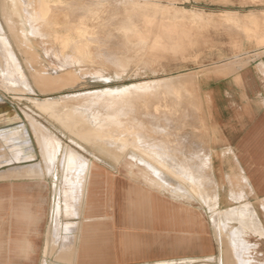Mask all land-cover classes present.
Here are the masks:
<instances>
[{
	"label": "bare ground",
	"instance_id": "bare-ground-1",
	"mask_svg": "<svg viewBox=\"0 0 264 264\" xmlns=\"http://www.w3.org/2000/svg\"><path fill=\"white\" fill-rule=\"evenodd\" d=\"M148 1L144 0L143 3L147 4ZM70 3L72 1L68 0H0V16L7 25L23 60L30 68L34 82L41 90L58 91L69 83H75L72 82L75 79V74L66 68H83L87 67L88 64L96 63L98 66L92 72V75L95 76L100 72V69H106L105 66H119L121 68L126 60L118 56V59L112 58L110 62H104L103 54L97 56V60L95 56L76 55L78 52L77 42L80 41L78 39L84 35L82 29H76L74 32L66 31L62 30L60 25L63 14L67 16V13H63L64 11L70 9L74 12V9L70 8ZM140 3L141 1H138L135 8ZM182 11L187 13H183V15H188L197 24L196 26H200L209 20V17L204 16L201 11L186 8H182ZM177 13L179 11H176L174 16H177ZM133 15L135 14L132 13L130 16L121 18L123 24L120 28L124 30L122 35L131 45H134L131 40V37H134L135 45L144 44L140 47H146L148 51L164 49L169 44H179L182 37H187L191 33L185 24L181 25L171 20L155 27L151 15L142 13L139 15L138 21ZM235 15L238 13L231 10L221 12V17ZM82 16L85 15H76L77 18H82ZM27 26L34 27L38 33L52 37V41L57 45L50 50L58 54L48 58H52L54 61H43V58L37 54L40 49L35 48L31 41L24 38L23 29ZM249 27L252 36H257V23L250 21ZM261 39L264 38L261 36ZM261 39L260 41H262ZM256 43L262 46L259 40ZM130 44L127 45L131 47ZM88 50L91 51L92 48L89 47ZM258 51H264V46L253 50V52ZM128 63L124 64L128 65ZM21 67L0 24V83L4 89H16L13 85H21L25 92L16 97L17 99H25L36 106L66 132L94 148L107 160H103L94 153H92L94 154L92 157L87 158L84 157V154L82 156L73 152L68 144L61 142V138L59 139L49 128L38 121L37 116L34 118L25 111L19 114L15 109L9 108L4 101L5 98L0 97V105L2 106L0 117L4 118L0 122V180L39 179L44 174L49 175L54 184L55 182L59 184L56 193L60 197L61 204L65 203L64 209H60V211L66 218L77 216L75 223L61 224L58 214L60 211L58 212V209L56 212L54 211L56 223L54 234L58 233L57 230L60 229L59 225L61 224L62 235L68 239L63 242L64 246L55 251V255L53 254L57 261H64L65 264H106L109 262V258L102 256V254L107 249L111 226L117 225L113 216L108 212L110 205L104 203L98 209L94 205V199L100 192L106 198L110 197L111 181L105 166L112 167L116 172L121 168L127 181L130 182L125 193V204L119 207L121 214V225L119 226L123 229L129 230L146 224L145 220L153 208L154 193L166 195L171 200L172 198H189L192 200L196 196L201 202L200 205L208 209V218L214 233L223 239L226 236L227 238L236 236L237 240L239 238V244L245 247L247 240L239 231L244 221L236 217V209L234 208L219 209L215 193L210 194L208 187H206L209 183V176H211L209 169L212 163V155H204L203 151L198 148L199 145L193 144L194 135L192 133L187 134L181 131L186 126L183 121L180 122L181 115L186 116L191 113L190 110L188 113H181L180 110H177L178 104H182L189 95L187 93L188 86L185 84V79H182L183 77L170 76L139 80L130 84H123L114 90L108 88L109 90L94 94L109 96L101 102L82 100L73 102L71 101V94L62 97L30 94L27 86L29 82L27 83L26 75L24 76ZM233 70L227 69L221 73L228 74ZM118 92L122 95L123 100L130 99L128 101L132 102L133 99L136 101L133 102V105L127 102L128 106L124 102L125 105L122 103L123 105L120 104V106L113 99L114 96H110V93L117 94ZM169 100L174 102V104L173 102L170 104L173 106L168 107L166 103ZM176 105L178 106L176 107ZM6 121L16 122L5 126L2 123ZM178 122L180 126L175 129L176 139H167L165 131L173 129ZM191 125L190 123L188 126ZM29 128L32 131V136L29 134ZM188 135L192 136L189 137ZM32 137L35 143L32 142ZM35 146H37V151L34 149ZM171 146L174 151L181 155L175 163L171 160L172 156L169 157V154L166 153V150ZM201 178L202 184L199 183ZM205 180L206 183H204ZM36 186L40 187L36 196L32 192L30 195L22 194L23 202L16 204L17 211L19 215L23 214L22 218L25 219L26 225L36 224L41 218V215L35 214L31 208L35 202L33 197L37 200L41 195V184L38 183ZM97 191L100 192L97 193ZM53 193L55 194V192ZM13 194L15 191L9 193L10 196ZM110 216L113 221H106ZM252 223L255 229H258L256 217L252 218ZM233 224L239 226L233 228ZM48 228L50 227L48 226ZM59 233L61 235V232ZM13 241L14 239L10 238L11 247ZM134 242L135 239L128 236L119 240V244L130 253L133 251ZM16 246L25 251L26 254L32 249L27 235L23 240L20 239ZM208 258L201 264H209L207 263ZM165 260L156 263L187 264V261L182 258L179 259L180 262L178 263H168Z\"/></svg>",
	"mask_w": 264,
	"mask_h": 264
},
{
	"label": "rangeland",
	"instance_id": "rangeland-1",
	"mask_svg": "<svg viewBox=\"0 0 264 264\" xmlns=\"http://www.w3.org/2000/svg\"><path fill=\"white\" fill-rule=\"evenodd\" d=\"M68 1H72V3H70V8H73L74 12L70 11V9L64 11L63 13H67V16H64L63 14L61 18L62 22L60 23V25L62 27V30L66 31L74 32L76 31V29H82L84 35L82 38L78 39L80 41L77 42L78 52L76 53V55L83 57H88V55L93 57L95 56V59L97 60V56H102L103 54L104 62H110L112 58H117L118 56L125 58L126 60L125 62H123V65H121V68L119 66H111L112 68L110 66H105L106 69H100V72H98L95 76L92 75V72L93 69L97 68L98 66L96 63H94L93 65L88 64L87 67L83 68H66V70L75 74V79H73L72 81L75 83H69L58 91L41 90L39 86L34 82L30 68L23 60L22 54L13 41L7 25L0 16V24L11 43L13 52L15 53L20 66H22L21 68L24 72V76L26 75L25 78L27 80V83L29 82L27 84L30 90L29 93L37 96L55 97H62L71 94V101L73 102L79 100L85 102H101L105 98H109V96H97L94 94L100 93L104 90H114L117 87L123 86V84L126 85L135 81L150 78L153 79L170 76L183 77L182 79H185V84H187L188 86L187 93L189 95L187 96L185 101L182 102V104L180 103L178 104L179 106L176 105V107L178 106L177 110H180L181 113H188L190 110V114L193 115L192 117H187L188 124L186 123V126H184L181 131L186 132L187 134L192 133V135H194L193 139L197 144L201 146V148L205 150L211 149L212 161H214V163L217 160L223 162V159L224 163L226 162V166L224 168L225 170L216 172V178L218 179V185L220 183V207H225L226 205H228L226 194L228 193L229 185L225 182L224 177H220L222 174L227 172H237V169H234L230 166V164H227L229 161L228 158L223 156H215V150L212 144L213 140L211 139V131H213V129L211 127L210 121L212 119L209 113V108H207L208 98L206 96V93L202 90V87L206 85V83H212L211 79L224 77L231 73L230 72L228 74H222L221 72L223 70L225 71L229 69L231 71L236 68L232 71V73L236 72L239 68L247 66L251 61L260 59L264 55V51L253 52V50L264 46V39H261V36L264 38V0H147L149 2L147 4L149 5L143 3L144 0ZM138 1H141V3L138 7L135 8V5ZM182 8L201 11L203 12L204 16L209 17V20L205 21V23L202 22L203 24H199L200 26H196L197 24H195L188 15H183V13L185 12L182 11ZM225 10L235 11L238 13V15L232 17H221V12ZM176 11H179V13L176 14L177 16H174ZM251 11L255 15L253 13L249 15ZM132 13L135 14L133 15V17L136 21H138V18L140 17L139 15L142 13L151 15L155 27L171 20L176 23H180L181 25L185 24L186 27L190 29L191 33L187 37H182V40L179 44H169L164 49L148 51L146 47H140L144 46V44H139L136 46L134 37H131V40L132 44H134L135 46L127 42L122 35L124 30L120 28V26L123 24L121 18H125L128 15L130 16V14ZM77 14L85 16H82V18H77ZM131 21L133 20L131 19ZM250 21H252L253 23H257V36H252L251 29L249 27ZM24 23H26V21ZM172 25L175 26V24ZM23 31L24 38H26V40L28 41H31L35 48L40 49L38 50L37 54L40 55L41 58H43V61H54V59L48 58L51 55L54 56L58 54L57 52L50 50L57 45L52 41L51 36L38 33L36 30H34V27L30 26L25 27ZM139 39L141 38L139 37ZM260 39L262 41H260ZM258 40L260 44H262V46L256 43ZM127 44H130L131 47ZM126 46L128 47V49ZM89 47L92 48L91 51L88 50ZM129 58L130 60H128ZM127 62H129L128 65L124 64ZM255 67L258 68V66L256 65ZM41 70L43 71V69ZM48 70L54 71L52 69ZM259 78L262 79V76H259ZM13 87H15L16 89L5 90L3 85H1L0 83V97H2L3 99L5 98L4 101L9 106V108L15 109L19 114H22V111H25L32 115L34 118H36L37 116L36 119H38V121L42 122L43 125L49 128V130H51V132L55 134L59 139L61 138V142H63L64 144H68L73 149V152L82 156L85 155L84 157L87 158H90L92 157V155L96 154L103 160L107 161L98 152H96L94 148L88 146V144L70 135L57 122L42 113L36 106L26 101L25 99H17L16 97L20 96L21 93H24L25 91L22 90L21 85H13ZM78 92H81L79 94L83 95V97H81ZM55 93L56 95H54ZM110 96H114L113 99L119 105H123L125 102L126 105L129 106V104L132 103L133 105V102L136 101H134L133 99L132 102L128 101L130 99H128L127 101L123 100V97L119 92L117 94L110 93ZM127 102H129V104ZM171 102L173 101H167L166 104L168 105V107L173 106L170 105L172 104ZM219 106L222 109V117H225V102L220 101ZM1 108L2 106L0 105V109ZM181 117H183V115H181ZM3 120L4 118L0 117V122H2ZM15 122L16 121H6L2 124L8 126L7 124L12 125ZM190 123L192 125L195 124L196 126H188L190 125ZM57 125H59V130L57 128ZM155 126H157L156 123ZM178 126H180L179 123L176 124L173 129L165 131L167 139H176L175 129ZM31 133L32 131L29 128V134ZM192 135L188 136L190 137ZM30 136H32V134ZM31 140L35 143L33 137L31 138ZM34 149L36 150L37 146H35ZM166 153L169 154V157L172 156L171 160L173 163L177 162V160L180 159L181 156L179 153L174 151V148L172 146L171 148L169 147V149L166 150ZM104 168L108 173V178L111 181L110 197L106 198L101 194L100 191H97V193L100 192V194H98V196L94 199V205L97 209L101 208L100 205L104 203L110 205V207L108 208V212L113 216V218H115V221L119 224L121 222L119 207H122V205L125 204V193L127 187L130 185V182L127 181V178L122 173L123 171L121 170V168H119L117 172L110 166H105ZM0 181H8L11 189H15V185H18V189L16 188V190H19L20 192H23L25 194L31 193L30 186L27 187V185H30L31 183L33 185H37L38 183L41 184V186L43 187L41 190V195L31 205L32 211L37 215H41V218L39 219V221H41V225L36 236V252L38 254V257L40 255L38 264H65L64 261H57L54 256L55 251L61 249L64 246L63 242L65 240H68L62 235L63 231L61 229V224H65L66 222L75 223L77 221V216H70L71 218H66V216L63 215V212L60 211V209H64L65 203L63 202V204H61L60 197H58L56 193L57 189L59 188V184L56 182L54 184L52 178H50L49 175L46 174H44L42 177H39V179H1ZM33 187L36 188L35 186ZM53 192H55V194ZM209 192L211 194V189H209ZM153 198L152 218L149 220L147 226L143 225L141 227H136L128 231L122 230V227L117 226L116 228H114L115 226H111V230L113 228L114 229L111 233H109V251L106 252V255L114 258L117 264L125 263V261L123 262V259L121 258L122 254H125L116 245L120 237L125 236L129 234L128 232H130L133 237H135V239L140 243L137 245V250H142L152 254L162 253L164 251L165 253L174 254L175 256H181L161 257L152 260L145 259L135 262L136 264H148L150 262L152 264H157V261L165 259V262L168 263H178L180 262V258H182L184 261H187V264H201V262H203L207 257L210 258L207 259V263L219 264L218 258L220 256V252L218 248V241L208 218V209L205 208V206L200 205L196 200H184L181 202H176L174 200H171V198L169 199V197H167L166 195H160L157 193H154ZM57 205L59 208L56 207ZM256 206L257 205H255V207ZM57 209L58 212L60 211V213L58 214L59 223L61 224L59 225L60 229L57 230L58 233L54 234L56 227L55 212ZM109 218L106 221L112 222V217L110 216ZM260 218L264 223V218L262 215H260ZM38 222L36 224H38ZM48 226L50 228H48ZM35 227L36 225L34 226V228ZM59 232H61V235ZM246 237L247 235H245V238ZM250 238L252 240L256 239L253 236H251ZM226 239L232 240V245L227 246L229 250L239 249L241 253V249H246L247 252H252V250L248 251V247L245 248L243 247V245L239 244V238L237 240L236 236H232L229 238H227L226 236L224 240ZM29 241L32 246V242L30 239ZM229 250L228 254L231 255L232 252H230ZM258 251L262 254H259L258 257L260 258V261L263 262L264 244L260 246ZM46 252H49V254H47ZM259 252L254 253L258 254ZM200 255L202 258L200 257ZM127 258L128 260L126 262L134 261L133 259H130V257ZM235 258L242 261L241 256H237L234 254L231 264L235 263ZM106 264L112 263L108 262Z\"/></svg>",
	"mask_w": 264,
	"mask_h": 264
},
{
	"label": "crops",
	"instance_id": "crops-1",
	"mask_svg": "<svg viewBox=\"0 0 264 264\" xmlns=\"http://www.w3.org/2000/svg\"><path fill=\"white\" fill-rule=\"evenodd\" d=\"M255 65L258 66V68H256ZM259 76H262V79H260ZM211 81L212 83H206V85L202 87V90L206 93L208 98L207 108H209L212 119L210 121L213 129V131H211V139L213 140L212 144L214 146L215 156L228 158L229 161L227 164L237 169V172H227L220 177H224L225 182L229 185V190L226 194L228 205L225 207H220V183L218 185V179L216 178V172L225 170L226 162L224 163V159L223 162L217 159L215 163L211 161L212 163L209 169L211 176H209V183L206 187L211 189V194L215 193L219 209H236V217L244 221L239 231L241 234L244 236L247 235L248 237L245 238L247 242L244 246L245 248H252L248 250H252V252L241 249V253L239 249H234L235 252L233 249L229 250L227 246L232 245V240H224L215 233L220 252L218 261L219 264H231L233 255L235 254L241 256L242 261L235 258L234 264H264V261L261 262L258 257L259 254H261L258 250L260 246L264 244V223L260 218V215L264 218V55L260 59L251 61L247 66L239 68L236 72H231L224 77L211 79ZM220 101H224L226 104V106H224L225 117H222V109L219 106ZM192 115L193 114L183 116L180 122L183 121V124H186L187 117H192ZM193 142L195 146L199 145L195 140ZM198 148L203 151L204 155H212L211 149L205 150L201 148L200 145ZM199 183L202 184V178ZM204 183H206V180ZM28 186H30V192L36 196L40 187L32 183L27 185V187ZM16 188L18 189V185H15V189ZM10 189L11 186L8 181H0V264H38L40 255L38 257L36 252V236L39 232L41 221H39L38 224L30 223L26 225L24 218L16 216L15 213L10 211L12 204L23 202L21 197L10 196ZM173 199L174 198H172V200ZM187 199L177 198L174 199V201L196 200L201 204L196 196H194L192 200L189 198ZM33 200L36 201V198L33 197ZM255 205L257 206L255 207ZM152 210L153 208L145 220V226L148 225L149 220L152 218ZM253 217H256L258 220V229H255L253 226ZM117 224L116 222V225ZM35 225L37 230L34 228ZM119 225H121V222L117 225L121 227ZM232 226L233 228H237L239 225L233 224ZM113 229L110 230L109 233H111ZM122 230L127 229L122 228ZM128 233L129 234L125 236L135 239L130 232ZM26 235L32 242V249L27 254L16 246L17 242ZM251 236L256 239L252 240L250 238ZM122 237H120L119 240ZM10 238L14 239L12 247ZM119 240L116 246L125 254H122L121 257L123 259L122 261H125L123 264L161 257H181L165 253L164 251L162 253L152 254L137 250V245L140 243L136 239L133 243V251L130 253L125 251L123 246L119 244ZM107 243V249L102 256L109 258L110 263L117 264L114 258L106 255V252L109 251V242ZM228 250L232 252L231 255L228 254ZM253 251L259 253L256 254ZM127 257H130V259L134 261L126 262L128 260Z\"/></svg>",
	"mask_w": 264,
	"mask_h": 264
},
{
	"label": "flooded vegetation",
	"instance_id": "flooded-vegetation-1",
	"mask_svg": "<svg viewBox=\"0 0 264 264\" xmlns=\"http://www.w3.org/2000/svg\"><path fill=\"white\" fill-rule=\"evenodd\" d=\"M12 191H13V192L15 191V194H13L12 196L22 197V196H23L22 194L25 195V193L20 192L19 190H16V189H11L10 192H12ZM28 195H30V194H28ZM13 206H14V208H13ZM10 211H11L12 213H15L16 216H19V217L22 218V215H23V214H22V215H21V214L19 215V212L17 211V208H16V204H15V205H14V204L11 205ZM22 240H23V239H22Z\"/></svg>",
	"mask_w": 264,
	"mask_h": 264
}]
</instances>
